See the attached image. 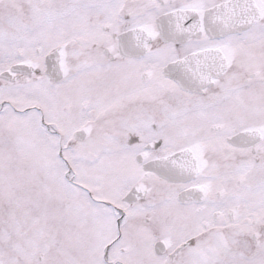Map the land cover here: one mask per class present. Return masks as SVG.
I'll list each match as a JSON object with an SVG mask.
<instances>
[{"label": "snow or ice", "instance_id": "snow-or-ice-1", "mask_svg": "<svg viewBox=\"0 0 264 264\" xmlns=\"http://www.w3.org/2000/svg\"><path fill=\"white\" fill-rule=\"evenodd\" d=\"M0 264H264V0H0Z\"/></svg>", "mask_w": 264, "mask_h": 264}]
</instances>
